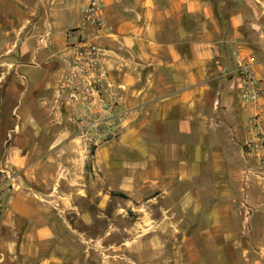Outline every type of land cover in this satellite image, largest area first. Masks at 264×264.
Listing matches in <instances>:
<instances>
[{"label": "crops", "instance_id": "0c3cea01", "mask_svg": "<svg viewBox=\"0 0 264 264\" xmlns=\"http://www.w3.org/2000/svg\"><path fill=\"white\" fill-rule=\"evenodd\" d=\"M88 1L0 0V264H90L80 202L101 215L117 194L140 215L113 244L127 264H264V173L246 176L244 147L252 116L264 134V0H100L122 122L91 151L57 94Z\"/></svg>", "mask_w": 264, "mask_h": 264}, {"label": "built area", "instance_id": "2783aa9c", "mask_svg": "<svg viewBox=\"0 0 264 264\" xmlns=\"http://www.w3.org/2000/svg\"><path fill=\"white\" fill-rule=\"evenodd\" d=\"M80 16V31L67 45L66 68L62 71L57 94L71 107L79 135L91 151L120 131L122 114L117 105L121 86L112 81L97 44L105 28L100 0H89ZM239 74L244 82L242 99L246 103L256 102L262 92L255 84L250 65H243ZM103 112L107 113L106 117L101 116ZM260 124L257 115L249 120V138L244 144L250 163L245 170L246 176L262 177L264 173V134Z\"/></svg>", "mask_w": 264, "mask_h": 264}, {"label": "rangeland", "instance_id": "374dc122", "mask_svg": "<svg viewBox=\"0 0 264 264\" xmlns=\"http://www.w3.org/2000/svg\"><path fill=\"white\" fill-rule=\"evenodd\" d=\"M81 144L84 145L83 138H80ZM88 172V171H87ZM87 194H92L87 186ZM82 210L87 213L85 221L81 218L75 217V225L81 229L85 228V237L87 241V248L90 252V264H110V260H117V264H127V257L138 256L133 251L129 252L125 248H116L113 244L120 243L126 238L123 229L132 222H140V215L135 209L128 208L131 202L126 200L125 195L117 194L115 199L108 200L101 209L99 215L95 202L92 198H87L85 201L80 202ZM76 205L78 202L76 201ZM137 204L135 203V206ZM117 212V215H115ZM80 225H82L80 227ZM139 256L142 255V250L138 251ZM146 255L154 262L158 260L159 251L156 249L144 250ZM171 252V251H170Z\"/></svg>", "mask_w": 264, "mask_h": 264}]
</instances>
